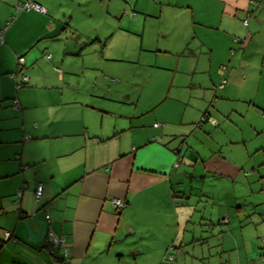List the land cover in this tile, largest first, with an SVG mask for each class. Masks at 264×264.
Returning a JSON list of instances; mask_svg holds the SVG:
<instances>
[{
	"label": "crops",
	"instance_id": "1",
	"mask_svg": "<svg viewBox=\"0 0 264 264\" xmlns=\"http://www.w3.org/2000/svg\"><path fill=\"white\" fill-rule=\"evenodd\" d=\"M25 1L37 2L45 12L18 9ZM144 1L0 0V30L6 28L0 42V264H131L140 257L153 262L156 251L181 250L196 241L195 226H203L202 220L225 233L218 242L221 253L236 251L233 260L214 252L218 264H264L263 212L244 213L245 221L225 209L207 217L192 202V178L242 173L239 163L223 155V146L238 140L217 138L238 130L230 115H245L234 104L243 100L231 94L232 88L253 82L259 94L264 83V8L263 15L244 19L264 0H216L221 19L209 26L222 28L228 45L240 50L229 60L227 52L215 59L206 28L183 22V43L200 50L187 58L192 59L189 71L200 73L197 83L216 86L209 106L195 114L184 105L183 117L182 107L173 105L174 90L141 102L146 84L133 96L127 84L112 77L121 61L111 52L112 40L120 38L114 36L115 11L133 10L135 23ZM157 1L151 0L194 6L189 0ZM21 56L28 81L17 88L11 74L21 71ZM222 79L226 83L219 87ZM254 96L244 102L264 112V103ZM252 124L253 133L262 131L263 125ZM195 131L209 143L202 136L196 140ZM177 156L182 164L176 167ZM38 183L43 190L36 199ZM114 198L125 207L116 208ZM251 203L256 206L259 199ZM6 231L12 233L9 240ZM50 231L65 237L66 245L56 248ZM128 242L132 249L125 247ZM186 257L168 264H189Z\"/></svg>",
	"mask_w": 264,
	"mask_h": 264
},
{
	"label": "rangeland",
	"instance_id": "2",
	"mask_svg": "<svg viewBox=\"0 0 264 264\" xmlns=\"http://www.w3.org/2000/svg\"><path fill=\"white\" fill-rule=\"evenodd\" d=\"M189 1L192 2L194 6L181 7L167 3L162 6L160 4H152V2L158 3L157 0H152V2L151 0H145L144 5L146 6L139 5V8H136L135 12L138 14V18L135 23L132 22V17L130 15L133 10H131L130 13H124L123 11L119 13L116 9L114 19L116 32L114 36L120 34V38L116 37L111 42L112 54L116 55V57L121 60L116 61L114 65L115 74L112 77L116 79V82L123 81L127 84L133 96L141 91V85L146 84L141 102L146 101L147 103L159 97L162 93L166 95L167 91L172 93L174 90L176 100L172 102L177 108L182 107V109L179 110L182 111L179 112L181 113L179 116L182 117L185 114L184 105H186L185 107L187 110L191 111L194 109L193 112L198 114V109L201 108L203 111L208 105L211 94H215L216 92L214 88L216 86L207 87L196 82L198 79L197 76H199L200 73L189 71L192 59L189 60L187 58L194 52L199 54L200 50L195 47L194 43H183L182 36H184V31L187 28L186 22L185 24L183 22H193L194 20L193 23L196 29L205 31L204 29L206 28L204 38L215 48V59L224 52H227L226 54L229 60L228 55L232 58L234 56L232 54L240 52L235 43L228 45L227 38L222 28L209 26L217 24L221 19L222 8L221 6H216V0ZM131 5L133 4L131 3ZM131 5L127 4V6H130L129 9L132 7ZM252 6V12L250 11L251 16H247L248 13L244 17V19L249 17V21L254 13L256 15H263L262 9L264 5L256 6L253 4ZM127 18H129L131 22ZM83 19L84 18L80 20ZM202 21H205L206 24H203ZM81 22H84V20ZM117 27L128 29L129 33L121 30L117 31ZM122 34H124L125 37L122 38ZM120 45H123L121 49L119 48ZM260 49L262 52L263 48L260 47ZM177 50H180L179 54L172 52ZM204 58L207 60L206 56ZM228 60L224 64L227 69L229 67ZM238 83H240V81H238ZM260 89L258 94V92H256L255 83L248 82L243 84L240 88L235 86L231 90L233 96H238L243 100L234 101V104L238 107L237 109H239V112L245 115L241 116L239 113L230 115L238 130L234 128L231 130L229 129V134L217 139L221 143H226L228 141L227 136L229 135L234 141L238 140L234 143H226L223 146V153H225L223 155L239 163L243 169L239 176H233L231 174L226 176L212 174L206 178L201 176L192 178V202L193 205L197 207V210H200L197 211L200 215L201 213H205L206 216L209 217L210 214L215 212V214H217L220 209H225L231 216L240 213L242 220L245 221L247 217L244 213L250 211L253 213L255 212L254 210L264 213V112L260 108L257 109L254 107L253 102L252 104H250V102H244V100L249 101L247 99H250L254 94L256 95L254 97L257 102L264 103V83ZM212 91L214 92L211 93ZM201 121L203 122L204 120ZM210 122H212V118ZM251 122L254 124L257 122L260 126L263 125L262 131L260 130L258 134L253 133L255 129L248 126V124L253 125ZM227 127H231V125L227 124ZM193 136L196 137V140H200L199 137L202 136V141L206 144L209 143L208 140H204L201 131H195ZM243 137H245L246 142H241ZM245 143L247 148L242 149V145L244 146ZM181 164L182 162H180V165ZM251 184H254V189H256L255 192L251 191ZM257 198L259 199V204L254 206L253 203H251L252 199L255 201ZM235 200L236 203H234ZM196 218L195 222L200 223L201 220L199 221L198 217ZM214 218L216 221L217 218L215 215ZM207 221L202 220L203 226H199L200 224L195 226L197 230V240L184 246L181 250L166 247L162 251L153 253L155 256L157 255V257L154 256L153 262L145 259L143 261L142 257H140L137 262H131L133 264L176 263L178 257L179 260L181 259L182 261L185 255L189 260V264H218L219 257L214 259L215 256H212L214 252H219V256H222L223 260L235 259L236 251L234 250H229V248H227L226 252L221 253V245L218 242L225 233L220 232L217 227L212 230L213 227ZM203 230H206V232H203ZM228 238L229 236H227V239ZM228 241L229 240H227L225 244L226 247H230ZM127 245L128 246H125L127 249L132 247L130 242H128ZM148 254H150L149 251L146 252L145 257ZM130 256L131 255L127 258H131ZM170 256H173L175 261L174 259H169ZM120 259L122 260L123 257H120ZM225 263H227V261Z\"/></svg>",
	"mask_w": 264,
	"mask_h": 264
},
{
	"label": "built area",
	"instance_id": "3",
	"mask_svg": "<svg viewBox=\"0 0 264 264\" xmlns=\"http://www.w3.org/2000/svg\"><path fill=\"white\" fill-rule=\"evenodd\" d=\"M255 4H257V2H255ZM17 8L18 9H22V10H25V9H34L36 11H39V12H45V9L43 6H41L40 4H38L37 2H34V1H25V2H19L17 4ZM245 22L248 23L249 22V17H247L245 19ZM10 23V21L7 22V25ZM6 30V28H4L3 30H0V42H3V34H4V31ZM18 64L22 67H24V64H25V59L23 56L19 57L18 58ZM20 79H18V77L14 74H11V76L14 78L15 80V83H16V87L17 88H20L24 85V82H27L28 81V75H26L25 73H23V69L22 71L20 72ZM226 83V80L225 79H222L219 87H223ZM14 108L17 109L19 108L18 106V100L15 99L14 100ZM161 125L160 123H156L155 126H159ZM180 162H182V157L180 156H177L175 162H174V166H179L180 165ZM42 190H43V184L42 183H38L37 187H36V190H35V197L36 199H39L41 194H42ZM22 192H19V195H21ZM113 203H114V206L116 208H123L125 207L126 203L125 201L121 200V199H117V198H114L113 199ZM47 218H49V216H47ZM6 238H9L12 236V233L10 231H6ZM50 236H51V239H52V243L55 247H60V246H64L66 245L67 241L65 239V237L63 236H58L56 235L53 231H50ZM174 257L173 256H170L169 259H173Z\"/></svg>",
	"mask_w": 264,
	"mask_h": 264
},
{
	"label": "trees",
	"instance_id": "4",
	"mask_svg": "<svg viewBox=\"0 0 264 264\" xmlns=\"http://www.w3.org/2000/svg\"><path fill=\"white\" fill-rule=\"evenodd\" d=\"M18 61V60H17ZM21 67V71H22V69H23V67L22 66H20ZM20 71V72H21ZM20 72L18 73V74H15V73H12V74H14V75H16L17 77H19L20 75ZM12 77V76H11ZM13 78V77H12ZM14 79V78H13ZM15 81V80H14ZM15 85H16V83H15ZM21 88V87H20ZM15 100V99H14ZM18 106H19V103H18ZM13 108H14V101H13ZM18 109V108H17ZM204 118H206L205 116H204ZM207 119V118H206ZM38 185V184H37ZM36 190V189H35ZM49 236H50V232H49ZM50 239H51V236H50ZM51 242H52V239H51ZM53 244V243H52ZM57 248V247H56Z\"/></svg>",
	"mask_w": 264,
	"mask_h": 264
},
{
	"label": "bare ground",
	"instance_id": "5",
	"mask_svg": "<svg viewBox=\"0 0 264 264\" xmlns=\"http://www.w3.org/2000/svg\"><path fill=\"white\" fill-rule=\"evenodd\" d=\"M11 238V237H10ZM7 239V238H6ZM8 240H9V238H8Z\"/></svg>",
	"mask_w": 264,
	"mask_h": 264
}]
</instances>
